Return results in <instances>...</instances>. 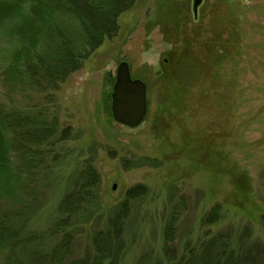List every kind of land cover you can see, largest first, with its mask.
<instances>
[{
	"label": "rangeland",
	"instance_id": "rangeland-1",
	"mask_svg": "<svg viewBox=\"0 0 264 264\" xmlns=\"http://www.w3.org/2000/svg\"><path fill=\"white\" fill-rule=\"evenodd\" d=\"M202 3L196 16L193 0H136L118 17L114 36L57 91H9L10 101L0 77L6 108H48L59 118L58 133L70 128L63 143L41 146L50 151L51 173L24 230L44 237L46 252L59 242L60 235H51L59 203L88 161L100 173L103 209L79 227L78 256L106 227L105 211L140 183L148 194L132 203L121 264H139L145 255L151 264H171L164 228L177 203L175 256L207 231L239 240L244 227L250 228L248 243L264 247V0ZM14 24L0 23V70L18 38ZM124 60L132 77L147 83L148 114L136 128L115 121L111 110L116 70ZM146 158L157 163L143 165ZM217 203L223 218L202 226ZM8 209L0 202V212Z\"/></svg>",
	"mask_w": 264,
	"mask_h": 264
},
{
	"label": "trees",
	"instance_id": "trees-1",
	"mask_svg": "<svg viewBox=\"0 0 264 264\" xmlns=\"http://www.w3.org/2000/svg\"><path fill=\"white\" fill-rule=\"evenodd\" d=\"M135 1L0 0V23L13 19L15 24L9 27L18 37L0 70L10 101L14 99L9 91H57L106 38L114 36L118 17ZM52 98L50 94L46 100ZM26 111L0 103V202L9 206L0 212V264H121L132 203L146 196L148 188L141 183L130 187L119 204L105 211L106 227L92 237L90 249L78 256L74 249L79 227L97 218L103 209L100 173L90 161L81 166L73 187L59 203L51 229L54 237L60 235L57 245L46 252L44 237L24 234L51 173L46 164L50 151L41 146L63 143L71 134L70 128L58 133L59 118L48 108L33 112V107H27ZM57 159L59 154L52 160ZM144 163L155 165L157 161L146 158ZM178 207V203L173 206L164 228V250L171 256V264H264V247L248 243V227L242 229L239 240L227 236L228 232L207 231L203 239L187 243L181 257L175 256ZM222 209L217 203L208 210L202 226L217 224L223 218ZM146 257L139 264H151Z\"/></svg>",
	"mask_w": 264,
	"mask_h": 264
},
{
	"label": "water",
	"instance_id": "water-1",
	"mask_svg": "<svg viewBox=\"0 0 264 264\" xmlns=\"http://www.w3.org/2000/svg\"><path fill=\"white\" fill-rule=\"evenodd\" d=\"M193 3V12L197 16L202 0H193ZM116 71L111 100L113 117L125 126L136 128L148 114L147 83L132 77L127 60L121 62ZM113 188L115 189L116 185Z\"/></svg>",
	"mask_w": 264,
	"mask_h": 264
},
{
	"label": "bare ground",
	"instance_id": "bare-ground-1",
	"mask_svg": "<svg viewBox=\"0 0 264 264\" xmlns=\"http://www.w3.org/2000/svg\"><path fill=\"white\" fill-rule=\"evenodd\" d=\"M202 2H203V0H202ZM202 4H203V3H202ZM202 4H201V5H202ZM201 5H200V6H201ZM200 6H199V7H200ZM129 64H130V63H129ZM130 71L132 72L131 67H130ZM120 124H121V123H120ZM115 189H116V188H115Z\"/></svg>",
	"mask_w": 264,
	"mask_h": 264
}]
</instances>
